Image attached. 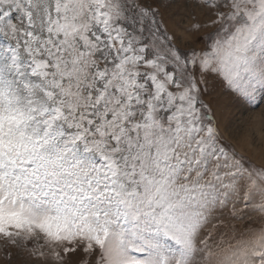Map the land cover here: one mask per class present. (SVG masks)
Wrapping results in <instances>:
<instances>
[{
  "label": "snow or ice",
  "instance_id": "obj_1",
  "mask_svg": "<svg viewBox=\"0 0 264 264\" xmlns=\"http://www.w3.org/2000/svg\"><path fill=\"white\" fill-rule=\"evenodd\" d=\"M196 6L214 30L184 51L146 0H0V237L57 264H264V163L204 100L264 105V0Z\"/></svg>",
  "mask_w": 264,
  "mask_h": 264
},
{
  "label": "rangeland",
  "instance_id": "obj_2",
  "mask_svg": "<svg viewBox=\"0 0 264 264\" xmlns=\"http://www.w3.org/2000/svg\"><path fill=\"white\" fill-rule=\"evenodd\" d=\"M146 2L159 8L161 18L169 32L175 36V42L181 50L202 47L203 41L200 38L214 30L212 27L203 26L211 16L207 9L196 6V0H146ZM197 22L202 25L200 31L189 34L186 30ZM204 100L213 108V114L221 123V131H225L226 124L230 126V131L225 132V141L239 155L251 162L257 165L264 163V105L251 108L236 104L231 95L223 90L219 81L212 82ZM225 216H228L227 212ZM228 222L235 224L237 229H240L243 223L240 220ZM220 231L226 229L221 226ZM42 243L41 238L17 246L0 237V264H57L49 255L48 247H40ZM41 251L45 253L44 256L38 255ZM69 255L73 264L83 257L80 251Z\"/></svg>",
  "mask_w": 264,
  "mask_h": 264
}]
</instances>
